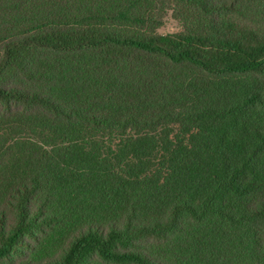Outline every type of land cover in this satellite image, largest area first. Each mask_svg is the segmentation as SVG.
<instances>
[{"label": "trees", "instance_id": "16d2710c", "mask_svg": "<svg viewBox=\"0 0 264 264\" xmlns=\"http://www.w3.org/2000/svg\"><path fill=\"white\" fill-rule=\"evenodd\" d=\"M147 1L0 0V264H264V0Z\"/></svg>", "mask_w": 264, "mask_h": 264}, {"label": "rangeland", "instance_id": "374dc122", "mask_svg": "<svg viewBox=\"0 0 264 264\" xmlns=\"http://www.w3.org/2000/svg\"><path fill=\"white\" fill-rule=\"evenodd\" d=\"M147 4L151 6L152 18L158 21L156 33H175L184 29L181 26L183 24L182 16L179 15L182 7H178L174 0H148ZM239 16L242 18H238L240 22H252L248 18V14H244V11H240ZM226 18L234 19L235 16L229 13Z\"/></svg>", "mask_w": 264, "mask_h": 264}]
</instances>
